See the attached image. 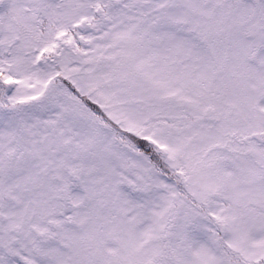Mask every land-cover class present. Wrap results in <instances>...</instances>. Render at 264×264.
Listing matches in <instances>:
<instances>
[{
  "label": "snow or ice",
  "instance_id": "snow-or-ice-1",
  "mask_svg": "<svg viewBox=\"0 0 264 264\" xmlns=\"http://www.w3.org/2000/svg\"><path fill=\"white\" fill-rule=\"evenodd\" d=\"M0 264H264V0H0Z\"/></svg>",
  "mask_w": 264,
  "mask_h": 264
}]
</instances>
